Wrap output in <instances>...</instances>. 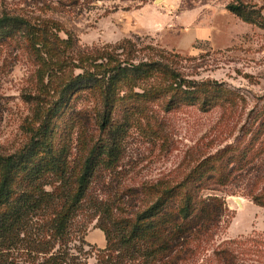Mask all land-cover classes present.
I'll return each instance as SVG.
<instances>
[{"label":"rangeland","instance_id":"374dc122","mask_svg":"<svg viewBox=\"0 0 264 264\" xmlns=\"http://www.w3.org/2000/svg\"><path fill=\"white\" fill-rule=\"evenodd\" d=\"M239 1L261 10L264 19V0H0V16L20 17L26 27L0 35L2 156L24 149L46 114L62 105L60 94L68 83L95 71L85 59L88 54L108 51L124 39L133 45L135 61L163 60L181 78L221 84L237 97L232 106L201 111L185 101L169 111L174 94L167 90L169 77L119 81L110 88L115 95L111 116L101 130L99 91L69 96L65 113L53 122L64 183L54 182V171L44 178L29 177L45 184L47 193L67 196L75 189L87 151H112L109 166L104 157L97 160L86 201L72 224L66 248L82 263L97 264L106 255L96 207L103 222L110 219L108 225L115 218L130 219L159 195L162 184L181 181L206 157L249 151L253 159L245 172L218 192L204 193L223 198L227 211L216 235L188 264H215L213 251L225 247L234 264H264V207L250 199L264 193V132L259 129L264 118V29L225 10ZM152 185L156 188L148 190ZM46 214L49 219L50 210ZM34 238L47 241V231ZM16 249L8 253V263L37 264L47 257H26Z\"/></svg>","mask_w":264,"mask_h":264},{"label":"trees","instance_id":"16d2710c","mask_svg":"<svg viewBox=\"0 0 264 264\" xmlns=\"http://www.w3.org/2000/svg\"><path fill=\"white\" fill-rule=\"evenodd\" d=\"M225 10L245 23L264 29V19L259 9L239 1L228 3ZM25 28V21L20 17L0 16V35L10 36ZM133 50L132 43L124 39L108 51L88 54L85 59L94 63L95 71L79 74L68 83L60 94L62 105L46 114L45 122L24 149L7 156L0 155V264H12L6 258L10 257L8 253L15 247L26 257L36 253L47 256L37 264H84L66 247L71 240L76 213L86 201L96 162L104 157L103 161L109 166L112 163V151L91 147L74 180L75 189L67 196L47 193L44 190L45 184L39 183L38 178L29 177L38 174L44 178L45 172L54 171V182L60 187L64 183V169L56 149L53 122L57 114L65 113L63 109L70 95L75 96L84 90L99 91L101 130L105 129L111 116L110 103L115 95L110 88L115 87L119 81L159 75L169 77L171 84L167 90L174 92L166 108L169 111L185 101L189 106H197L201 111H206L214 106H232L237 98L221 84L196 83L181 78L163 60L135 61ZM61 107L62 112L59 113ZM77 114H81V111ZM259 129L264 132V118L259 121ZM249 155V151H224L221 156L206 157L181 181L172 185L162 184L160 191L157 190L159 195L130 219L115 218L108 225L110 219L106 223L104 219L103 222V213L100 207H96L95 212H99L98 225L107 244L106 255L97 264L192 262L197 252L203 250L216 235L221 218L227 211L223 198L204 193L218 192L235 179V174L245 172L253 159ZM43 157L49 159L43 162ZM35 160L38 164H35ZM155 188L152 185L148 190ZM250 199L256 206L264 207L262 191L250 195ZM48 210L51 217L46 219ZM45 231L48 234L47 241L34 238V235L37 237ZM212 254L215 264H234L233 253L228 247L214 250ZM24 262L20 260L15 264H26Z\"/></svg>","mask_w":264,"mask_h":264}]
</instances>
